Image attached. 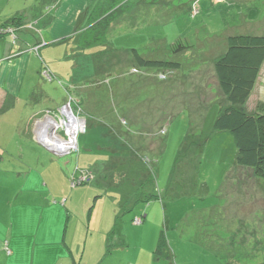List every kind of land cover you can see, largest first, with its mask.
<instances>
[{
    "label": "rangeland",
    "instance_id": "obj_1",
    "mask_svg": "<svg viewBox=\"0 0 264 264\" xmlns=\"http://www.w3.org/2000/svg\"><path fill=\"white\" fill-rule=\"evenodd\" d=\"M128 3L97 46L68 39L33 53L19 98L0 105V198L11 180L23 191L37 181L24 193L41 204L58 196L63 212L48 216L67 240L76 226L83 263L264 264V180L236 165L231 135L213 128L226 104L214 63L229 36H264V0ZM133 50L180 68L141 67ZM252 92L248 111L263 105L264 67ZM65 107L84 131L54 154L37 126L64 123ZM56 133L68 139L64 126Z\"/></svg>",
    "mask_w": 264,
    "mask_h": 264
},
{
    "label": "crops",
    "instance_id": "obj_2",
    "mask_svg": "<svg viewBox=\"0 0 264 264\" xmlns=\"http://www.w3.org/2000/svg\"><path fill=\"white\" fill-rule=\"evenodd\" d=\"M94 1L60 0L51 12L52 18L47 26L41 25V20L45 19L42 18V12L45 10H41L39 15V10L33 7L36 1L30 5L27 13L23 10L29 0H0V25L17 16L21 24H31L36 29L17 34L15 42H12L9 36L0 38V105L8 97L19 98L28 67L33 60V53L39 57V52L50 42H63L68 39L77 42L79 31L87 24L86 14L91 5L95 4ZM19 21L16 20V24H19ZM49 61L53 62L50 57ZM46 65L43 64L44 69L47 68ZM263 67L264 64L260 74ZM14 182L16 181H6L5 184L17 188ZM25 185H28L25 191L21 183V187L10 191L12 196L0 198V264H101L102 259L100 261L99 258L90 261L85 259L86 262L83 263L87 245L84 244L81 248L79 241L75 239L76 226H73V232H69L74 235L67 240L68 227L51 224L52 217L48 216V209L52 216L56 212L53 210L55 208L63 212L55 199L58 196H48L41 204L37 195L33 198V195L24 193L32 191V187L37 186V181ZM64 207L67 211L65 205ZM16 216L19 217L18 224H15ZM4 217H8V220ZM92 251L90 248V254ZM225 262L226 258L221 257L219 264Z\"/></svg>",
    "mask_w": 264,
    "mask_h": 264
},
{
    "label": "trees",
    "instance_id": "obj_3",
    "mask_svg": "<svg viewBox=\"0 0 264 264\" xmlns=\"http://www.w3.org/2000/svg\"><path fill=\"white\" fill-rule=\"evenodd\" d=\"M60 0H36L33 7L41 10V25H50L53 10ZM128 0H99L91 5L86 14L87 24L81 31L76 42L78 51H85L102 43L109 27L114 21L130 11ZM19 17L10 19L0 25V30L13 28L14 42L17 34L31 30L29 24H16ZM9 35H1L7 37ZM11 38V36H9ZM12 42L13 39L11 38ZM184 47L179 46L177 51ZM135 62L141 67L166 69L175 71L180 68L178 63L150 61L141 58L136 50L132 51ZM264 64V36L233 35L227 38L226 49L214 63V74L220 93L226 104L220 106L213 128L215 131L227 132L231 135L236 148V165L250 169L253 176L264 180V104L259 110L248 111L246 103L254 89ZM47 71V70H43ZM50 79L52 76L49 71ZM43 76V75H42ZM7 99H12L8 97ZM163 244L160 241L159 246ZM225 264H228L225 262Z\"/></svg>",
    "mask_w": 264,
    "mask_h": 264
},
{
    "label": "bare ground",
    "instance_id": "obj_4",
    "mask_svg": "<svg viewBox=\"0 0 264 264\" xmlns=\"http://www.w3.org/2000/svg\"><path fill=\"white\" fill-rule=\"evenodd\" d=\"M62 113L66 118V120H63L64 123L58 124L52 119L47 118L43 123L41 122V124L37 126L39 129L38 136L41 142L57 152L67 151L70 147L74 146L75 130L78 124L68 108L64 109ZM61 126H64L66 130L67 140L62 139L56 133ZM46 132H49V134L51 133V135H47Z\"/></svg>",
    "mask_w": 264,
    "mask_h": 264
},
{
    "label": "built area",
    "instance_id": "obj_5",
    "mask_svg": "<svg viewBox=\"0 0 264 264\" xmlns=\"http://www.w3.org/2000/svg\"><path fill=\"white\" fill-rule=\"evenodd\" d=\"M29 28H31V25L29 26ZM14 33H15V31L13 30V28H7V29H3V30H0V36L1 35H9V36H11V38L13 39V42H14ZM42 75H43V77L44 78H46V79H50V75H49V73L47 72V71H44L43 73H42ZM66 108H68V107H65L64 109H66ZM69 110H70V112L72 113V111H71V109L70 108H68ZM63 111V110H62ZM73 114V113H72ZM73 117L76 119V117H75V115L73 114ZM77 120V119H76ZM78 122V121H77ZM81 126V124H80V122H78V124L76 125V130H75V136H74V142L76 141V137H77V135H78V133H80V132H83L84 131V127L82 126V127H80ZM79 130H81L80 132H79ZM134 223L135 224H140L141 223V219H136L135 221H134Z\"/></svg>",
    "mask_w": 264,
    "mask_h": 264
},
{
    "label": "water",
    "instance_id": "obj_6",
    "mask_svg": "<svg viewBox=\"0 0 264 264\" xmlns=\"http://www.w3.org/2000/svg\"><path fill=\"white\" fill-rule=\"evenodd\" d=\"M42 145H44L46 147V149H48L49 151H51L52 153L56 154L55 152H53L54 150L50 149L47 145H45L44 143H42L41 141H39Z\"/></svg>",
    "mask_w": 264,
    "mask_h": 264
}]
</instances>
